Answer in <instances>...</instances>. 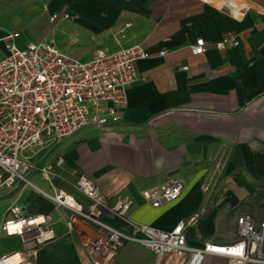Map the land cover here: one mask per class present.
<instances>
[{
	"label": "crops",
	"instance_id": "0c3cea01",
	"mask_svg": "<svg viewBox=\"0 0 264 264\" xmlns=\"http://www.w3.org/2000/svg\"><path fill=\"white\" fill-rule=\"evenodd\" d=\"M216 1L0 0V59L6 53L2 38L14 31H20L16 41L20 47L52 42L85 62L99 50L111 53L138 43L148 50L151 56L136 63L140 78L127 88L128 104L118 120L106 126L89 124L47 144L31 160L42 164L63 155L107 197L132 196L131 219L163 230H172L209 206L187 229V243L194 247L213 240L219 210L221 216L240 209L238 216L258 217L264 194V12L257 8H264V0H233L250 7L240 18L221 10ZM54 14L60 18L51 22ZM228 33L237 34L240 42L221 50L216 43ZM199 38L206 41L207 50L193 55L191 46ZM209 171L225 183L214 201L201 187ZM38 175L33 171L29 178ZM174 178L184 182L177 200L153 207L141 195ZM29 188L18 182L0 198V256L22 250L20 237L2 230L16 204L29 214L51 213L54 219L56 239L25 264H83L78 237L66 224V211L35 190L28 194ZM44 189L51 191L50 186ZM252 208L257 211L252 213ZM104 218L120 226L116 219ZM137 246L145 250V257L139 256ZM210 256L213 264L228 262L227 257ZM155 259L143 245L126 242L115 264H155Z\"/></svg>",
	"mask_w": 264,
	"mask_h": 264
},
{
	"label": "built area",
	"instance_id": "2783aa9c",
	"mask_svg": "<svg viewBox=\"0 0 264 264\" xmlns=\"http://www.w3.org/2000/svg\"><path fill=\"white\" fill-rule=\"evenodd\" d=\"M216 2L221 10L237 18L250 8L238 6L233 0ZM257 8L264 12L263 7ZM59 18L54 14L50 20ZM19 37L20 31H14L2 38L6 53L0 59V198L4 190L22 182L58 209H64L68 230L78 237L83 264H115L126 242L139 243L152 251L155 264H203L207 255L227 257V264H264V194L258 217H237L234 241L209 240L202 247H194L187 243V229L199 222L205 209L195 211L172 230H163L131 219L135 203L132 196L107 197L95 181L77 168H70L63 155L42 164L33 162L31 159L40 155L47 144L74 135L89 124L106 126L118 120L128 104L127 88L140 78L136 63L151 54L138 43L111 53L99 50L93 60L85 62L52 42H29L20 47L16 44ZM239 42L237 34L228 33L216 45L225 50ZM206 50L202 38L191 46L193 55H202ZM33 171L40 173L51 191L32 182L29 174ZM56 180L64 186L59 187ZM183 187V180L170 179L143 190L141 195L153 207H159L177 200ZM8 214L2 230L7 236L20 237L22 250L1 255L0 264H25L56 239L51 213L33 215L15 204ZM105 215L119 221L120 226L109 223Z\"/></svg>",
	"mask_w": 264,
	"mask_h": 264
},
{
	"label": "rangeland",
	"instance_id": "374dc122",
	"mask_svg": "<svg viewBox=\"0 0 264 264\" xmlns=\"http://www.w3.org/2000/svg\"><path fill=\"white\" fill-rule=\"evenodd\" d=\"M211 165L209 164L208 167H210ZM71 168V166H70ZM79 170V169H78ZM211 170V169H210ZM176 179V178H174ZM32 180L35 181V183H37L38 185L49 189V184L43 180V178L38 175L36 177H32ZM170 180V179H169ZM100 186V185H99ZM225 186V183L223 181V177H217L214 175H211V172H207L206 175H204L201 179V187L203 189V191L205 192L206 198L209 201H214L215 197H219L222 194V188ZM207 187V188H206ZM30 190H28V194H30L32 191H34L35 189L33 187L29 188ZM27 195L24 197V199H22L21 203L25 202L27 200ZM247 198H245L244 200H246ZM251 200H256L255 198H252ZM257 202V201H256ZM255 202V205H256ZM212 202H210L211 204ZM253 207V206H252ZM205 209V214L207 213L209 206ZM249 211H252V213H255L257 211V209H251ZM242 212V210L240 209H235L231 212H227L225 214H223V216H221L222 212L221 210H219L217 212V219L218 220L215 224V227H213V240L217 241V242H232L236 239V217ZM204 214V215H205ZM139 247V246H137ZM141 253L139 254V256L141 257H145V250H143L141 247H139ZM203 264H213V257L210 255H207L205 257L204 263Z\"/></svg>",
	"mask_w": 264,
	"mask_h": 264
},
{
	"label": "trees",
	"instance_id": "16d2710c",
	"mask_svg": "<svg viewBox=\"0 0 264 264\" xmlns=\"http://www.w3.org/2000/svg\"><path fill=\"white\" fill-rule=\"evenodd\" d=\"M56 184H57L58 186H64V185L62 184V182H60L59 180H56Z\"/></svg>",
	"mask_w": 264,
	"mask_h": 264
}]
</instances>
